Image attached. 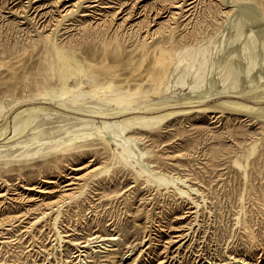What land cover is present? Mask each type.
Wrapping results in <instances>:
<instances>
[{
	"label": "rangeland",
	"instance_id": "374dc122",
	"mask_svg": "<svg viewBox=\"0 0 264 264\" xmlns=\"http://www.w3.org/2000/svg\"><path fill=\"white\" fill-rule=\"evenodd\" d=\"M190 1L0 0V264H264V124L220 102L264 88V0ZM192 57L205 60L194 91L192 71L174 85ZM203 96L212 109L125 138L107 115ZM23 97L44 107L18 130ZM118 140L137 153L128 165ZM143 163L196 187L198 205Z\"/></svg>",
	"mask_w": 264,
	"mask_h": 264
},
{
	"label": "bare ground",
	"instance_id": "6f19581e",
	"mask_svg": "<svg viewBox=\"0 0 264 264\" xmlns=\"http://www.w3.org/2000/svg\"><path fill=\"white\" fill-rule=\"evenodd\" d=\"M184 1V4H186V0H183ZM193 2V0H191L189 2V4ZM183 2H181L182 4ZM72 5H75V3H73ZM68 10V9H67ZM196 45V44H195ZM195 45H182L180 47H176L173 51V55H174V62H173V65L175 67H178L181 62L183 61V54L185 52H190L191 50L194 49V46ZM195 61V57H192L189 62L186 64V66L184 67V70L182 71L181 74H179V76L177 77V80H175V84L174 85H180V86H185V78L188 76V74L192 71L193 72V78H192V81L189 83L188 88L192 91L193 89L197 88V86L199 85L200 81H201V78L203 76V72L205 70V60L203 61H200L198 66L194 67V64L193 62ZM161 64V63H160ZM159 64V65H160ZM214 79V78H213ZM212 79V80H213ZM215 81V80H214ZM188 82V81H186ZM188 84V83H186ZM213 84V82H212ZM262 84V83H261ZM215 85V84H214ZM173 86V85H172ZM258 86V85H257ZM256 88H251V89H248V90H245V92H234V91H231L229 90L228 92H231L233 94H228L227 95V98H223L222 100L220 99V102L222 104H224L225 106L229 107V108H232V109H235V110H247V111H253V110H259V112H257V116L258 118L261 119V121L263 122L264 124V104L260 107H255L254 105H250L248 104L247 102H244V100H241L242 98L244 97H254V99H257V100H263L264 102V88H261V87H257ZM167 87L168 85L165 84L164 85V90H167ZM183 89H185L183 87ZM224 89V88H223ZM217 90V88H216ZM194 91V90H193ZM206 91V90H205ZM214 91V90H213ZM221 91V89H220ZM224 91V90H223ZM242 91V90H241ZM218 92V91H217ZM187 94V93H186ZM205 94V93H204ZM212 94V93H211ZM221 94V93H220ZM183 95V93H182ZM181 96V95H180ZM178 98V95L176 96ZM191 97V96H190ZM210 97V96H209ZM214 97V96H213ZM205 97H199V98H193V99H181L180 101L179 100H173V101H170V102H165V103H158V102H154V103H140L139 105H141L140 107H138L139 105L137 106H133V105H130V106H125V107H122L124 105H121V106H117L116 110H112L110 112H107V115L111 114V115H118L120 116V121H121V127L120 129H118V134L120 135V133L122 134L121 137L123 136L124 133L122 132H126V131H130L131 133L134 131V132H137V130L135 131L134 129L136 128H140V127H136V125H140L142 127H147V126H152L151 124H155V123H158L160 124L161 122L165 121V120H168L169 118L175 116V115H180V114H183V113H187V112H190V111H201V110H208L211 108V106H199L200 105V102L203 101ZM208 98V96H207ZM241 98V99H240ZM34 98H29V97H23V100L21 99V101H19V103L21 102L22 105L20 106V108L18 109V113L17 115L21 114L18 118H17V122L18 124H16V122H13V124L15 123L18 130H24L25 127H27L31 121V118L32 116L36 113L37 111L44 107L42 106V104H38V103H30L31 101ZM209 99V98H208ZM247 99V98H246ZM35 101V100H34ZM213 101V100H212ZM215 102V101H214ZM218 102V101H217ZM220 103V104H221ZM256 104V103H255ZM45 109V108H44ZM49 109V108H47ZM52 109V108H50ZM130 109H133V110H130ZM155 109V110H154ZM212 109V108H211ZM17 110V109H16ZM137 110H141V114H132V112L134 111H137ZM216 110V109H215ZM211 111V110H210ZM217 111V110H216ZM17 112V111H16ZM92 112V111H91ZM221 112V111H220ZM39 113V112H38ZM124 113H127V114H124ZM129 113V114H128ZM131 113V114H130ZM140 113V112H139ZM241 114V113H240ZM243 114V113H242ZM255 114V115H256ZM247 115V114H246ZM249 115V114H248ZM14 118V117H13ZM32 122V121H31ZM82 122V121H81ZM260 122V121H259ZM2 125V124H1ZM19 125V126H18ZM79 125V124H78ZM21 127V129H19ZM148 129V128H147ZM146 129V130H147ZM17 130V131H18ZM7 131V130H6ZM14 131H16L14 129ZM17 131H16V134H17ZM116 131V130H115ZM5 132V127L2 126L0 128V136H2V134ZM20 132V131H18ZM139 132V131H138ZM15 133V132H14ZM13 133V134H14ZM23 133V132H22ZM21 133V134H22ZM116 132H114V136H112L109 140L113 141L112 139H114V141H117L116 139ZM19 134V133H18ZM91 134H99L100 136H104L103 132L101 133V131H93ZM12 135V134H11ZM9 135V137L11 136ZM15 135V134H14ZM20 135V134H19ZM119 135L117 136V138L119 137ZM111 136V134H110ZM6 137V136H5ZM15 138V136H13ZM17 137V136H16ZM119 137V139L121 138ZM128 137V136H127ZM130 137V136H129ZM132 137H134L133 135L131 136V141L134 140L132 139ZM136 137V136H135ZM8 138V137H7ZM6 138V139H7ZM122 138H125V137H122ZM11 139V138H10ZM116 139V140H115ZM129 139V138H128ZM9 140V138H8ZM14 140V139H13ZM71 139H69L68 141H66V145L71 147L74 145L73 142L70 141ZM121 140V139H120ZM122 140H125V139H122ZM130 140V139H129ZM127 140V141H129ZM119 141V140H118ZM122 142V141H119L117 142V144L120 143V147L118 150H116V155L118 156L119 160H122L125 162L126 165H128V161H131L130 159L134 158L133 157V151H131L129 149L128 146H126V142ZM6 142V141H5ZM9 142V141H8ZM130 142V141H129ZM128 142V143H129ZM115 143V142H114ZM116 144V145H117ZM130 144V143H129ZM134 144V142H133ZM255 145V142H253L250 146V148H253ZM131 146V145H129ZM134 146V145H133ZM132 146V147H133ZM131 148V147H130ZM137 150H139L137 147H135ZM117 149V148H116ZM134 149V148H133ZM136 150V151H137ZM135 152V151H134ZM142 151L139 150V153H141ZM138 155L142 156V154H139ZM140 156V157H141ZM136 158V157H135ZM139 158V157H138ZM144 158V157H143ZM146 158V157H145ZM147 159V158H146ZM135 160V159H134ZM137 160V159H136ZM141 160V159H140ZM139 160V161H140ZM143 160V159H142ZM141 160V161H142ZM145 161V160H143ZM127 162V163H126ZM134 162V161H133ZM150 163V162H149ZM234 163H237V160L234 161ZM130 164V163H129ZM139 164V163H138ZM132 165V164H131ZM129 165V166H131ZM136 165V163L134 164ZM140 165V164H139ZM143 164H141L140 167H138V170L137 172L139 174H145L146 175V179L150 182L152 181L153 184L154 182L156 183V188L157 189H160V186L164 185V187H173V189H175V191L177 192V195L181 196V197H188L189 198V194L190 192L192 193H195V194H200L198 193L197 191H199L196 187H190V189H188V191L180 188L182 186H178V184H174V182L176 181V177H173V176H169L168 174L166 175L165 173H160V172H147L145 170H148V168H143V167H147L148 164H145L147 166H143ZM153 165V164H152ZM134 166L132 165V168ZM150 167V165H149ZM152 167V166H151ZM153 168V167H152ZM155 169V168H154ZM153 169V170H154ZM134 170V169H133ZM150 170V169H149ZM143 174V175H144ZM177 176V175H176ZM178 177V176H177ZM184 178V177H183ZM146 181V180H145ZM178 181V180H177ZM180 182H184L185 179H179ZM148 182V183H149ZM147 183V182H146ZM176 183V182H175ZM67 185H70L71 182H68L66 183ZM152 184V185H153ZM186 184V183H185ZM151 185V184H150ZM183 185V184H182ZM162 187V188H164ZM186 187V186H185ZM167 189V188H166ZM170 190V188H168ZM172 190V189H171ZM190 190V191H189ZM174 191V192H175ZM173 192V191H172ZM194 194V196H195ZM173 195V194H172ZM201 196V195H200ZM178 197V196H176ZM179 197V198H181ZM198 198V197H197ZM190 200L192 199V201H194L196 205H198V203L196 202L197 200H194L193 198H189ZM185 202V201H184ZM44 212V211H43ZM18 219V218H17ZM4 226L0 229V235L3 234L4 232ZM96 233V232H95ZM102 234H94L92 236H90L89 238H87L86 240H93V239H98V238H101ZM20 238V237H19ZM109 238V237H108ZM103 239V238H101ZM104 239H107V238H104ZM109 239H114L113 237L112 238H109ZM88 243H85L83 244L84 245H87ZM30 249V248H29ZM233 258V257H231ZM256 258V257H255ZM244 259V258H243ZM236 260V259H235ZM240 259L236 260L239 261ZM242 260V259H241ZM6 261V260H5ZM261 261V259H260ZM7 262V261H6ZM227 262V261H226ZM242 262V261H240ZM239 262V263H240ZM2 263V262H1ZM5 263V262H4ZM238 263V262H237ZM9 264V263H8ZM255 264H259V262L256 260V263Z\"/></svg>",
	"mask_w": 264,
	"mask_h": 264
}]
</instances>
